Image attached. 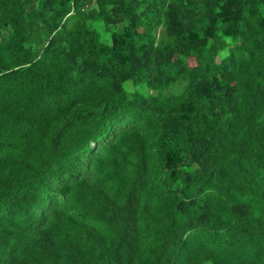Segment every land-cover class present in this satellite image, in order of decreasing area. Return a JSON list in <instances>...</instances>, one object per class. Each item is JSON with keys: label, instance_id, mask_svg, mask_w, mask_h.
<instances>
[{"label": "trees", "instance_id": "obj_1", "mask_svg": "<svg viewBox=\"0 0 264 264\" xmlns=\"http://www.w3.org/2000/svg\"><path fill=\"white\" fill-rule=\"evenodd\" d=\"M0 264H264V0H0Z\"/></svg>", "mask_w": 264, "mask_h": 264}]
</instances>
